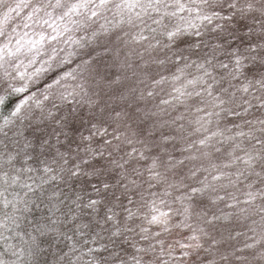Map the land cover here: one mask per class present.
<instances>
[{"label":"snow or ice","instance_id":"1","mask_svg":"<svg viewBox=\"0 0 264 264\" xmlns=\"http://www.w3.org/2000/svg\"><path fill=\"white\" fill-rule=\"evenodd\" d=\"M0 264H264V0H0Z\"/></svg>","mask_w":264,"mask_h":264}]
</instances>
